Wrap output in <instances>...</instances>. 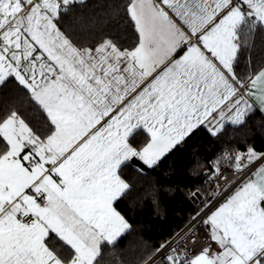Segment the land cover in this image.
Segmentation results:
<instances>
[{"label": "snow or ice", "instance_id": "6c2138e0", "mask_svg": "<svg viewBox=\"0 0 264 264\" xmlns=\"http://www.w3.org/2000/svg\"><path fill=\"white\" fill-rule=\"evenodd\" d=\"M85 3L0 0V87L39 113H0V264H108L132 228L116 206L125 167L154 169L201 130L219 138L264 114V66L245 56L264 0H126L124 33L83 41L64 17ZM198 175L203 207L137 264H264V151L224 146Z\"/></svg>", "mask_w": 264, "mask_h": 264}, {"label": "trees", "instance_id": "16d2710c", "mask_svg": "<svg viewBox=\"0 0 264 264\" xmlns=\"http://www.w3.org/2000/svg\"><path fill=\"white\" fill-rule=\"evenodd\" d=\"M126 0H86L64 17V24L81 40L93 36L119 35L126 31L124 12ZM253 69L264 66V34L257 33L250 51ZM248 63L241 61V68ZM18 109L26 119L36 123L39 113L33 112L24 94L14 83L0 88V113ZM252 144L264 151V117L253 112L242 126H227L219 138L201 130L186 143L170 153L158 167L148 172L137 167H125L123 178L131 185L130 191L117 203L118 210L129 221L131 231L124 235L113 249H104L108 264H137L142 251L157 247L181 231L200 208L202 200H193L190 194L199 189L201 198L208 196L203 185L207 161L227 145ZM199 158L203 167H196Z\"/></svg>", "mask_w": 264, "mask_h": 264}, {"label": "built area", "instance_id": "2783aa9c", "mask_svg": "<svg viewBox=\"0 0 264 264\" xmlns=\"http://www.w3.org/2000/svg\"><path fill=\"white\" fill-rule=\"evenodd\" d=\"M226 175H227V180H221L220 181V185H221V189H223L229 182H231V181H233L234 179H236V177H234V175H233V173L229 170V171H227V173H226ZM236 185H233L232 187L234 188ZM232 189H229V191H231ZM189 224V223H188ZM188 224L183 228V229H185L187 226H188ZM179 232H181V231H179ZM178 232V233H179ZM172 239V238H171ZM170 239V240H171ZM208 243V241L205 239V233H204V231L201 229L200 230V232H199V234H198V236H197V240H196V245H195V247H197V248H199V247H201V246H203V245H205V244H207ZM187 247L188 248H192L193 247V244H192V242H191V240H189V242H188V244H187Z\"/></svg>", "mask_w": 264, "mask_h": 264}, {"label": "water", "instance_id": "95a60500", "mask_svg": "<svg viewBox=\"0 0 264 264\" xmlns=\"http://www.w3.org/2000/svg\"><path fill=\"white\" fill-rule=\"evenodd\" d=\"M136 167L144 172L150 171V169H148L146 166H142L139 162H136Z\"/></svg>", "mask_w": 264, "mask_h": 264}, {"label": "crops", "instance_id": "0c3cea01", "mask_svg": "<svg viewBox=\"0 0 264 264\" xmlns=\"http://www.w3.org/2000/svg\"><path fill=\"white\" fill-rule=\"evenodd\" d=\"M254 112H259V111L257 110V111H254ZM259 113L261 114V112H259ZM261 115L264 117V114H261ZM228 126H232V125H228Z\"/></svg>", "mask_w": 264, "mask_h": 264}, {"label": "rangeland", "instance_id": "374dc122", "mask_svg": "<svg viewBox=\"0 0 264 264\" xmlns=\"http://www.w3.org/2000/svg\"><path fill=\"white\" fill-rule=\"evenodd\" d=\"M208 195H209V193H208Z\"/></svg>", "mask_w": 264, "mask_h": 264}]
</instances>
